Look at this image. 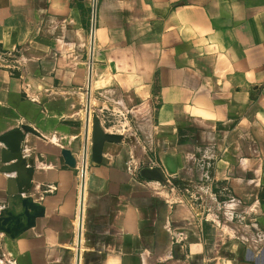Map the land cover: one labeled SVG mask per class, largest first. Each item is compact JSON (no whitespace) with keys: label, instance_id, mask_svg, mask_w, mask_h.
<instances>
[{"label":"crops","instance_id":"crops-1","mask_svg":"<svg viewBox=\"0 0 264 264\" xmlns=\"http://www.w3.org/2000/svg\"><path fill=\"white\" fill-rule=\"evenodd\" d=\"M0 50V136L37 132L45 209L0 233V264H264V0H0ZM89 80L90 116L123 139L105 165L88 151L80 219Z\"/></svg>","mask_w":264,"mask_h":264},{"label":"water","instance_id":"water-1","mask_svg":"<svg viewBox=\"0 0 264 264\" xmlns=\"http://www.w3.org/2000/svg\"><path fill=\"white\" fill-rule=\"evenodd\" d=\"M95 11V3H94ZM94 31V20L92 32ZM92 56V51H91ZM75 103L74 111L83 109L75 97L69 96L65 106ZM85 108V128L82 144V168H81V194H80V219L83 206V190L87 154L89 151L90 164L99 166L108 163L104 155L110 153L114 144H118L123 136L106 133L99 125L96 115L90 116V80L87 88ZM91 118L90 146L89 143V122ZM25 133L37 134L29 126H21L0 136L3 147L0 148V172L11 175L6 180V205L0 210V233L10 240H15L25 231L35 227L38 218L44 216L45 209L37 201L28 195L35 170L34 158L24 154L23 137ZM117 150H119L117 148ZM115 152H113L114 154ZM61 156L64 163L70 168H76L77 161L73 154L63 149ZM141 175L146 179L165 182L162 173L156 168H143ZM78 259V256H77ZM78 261V260H77ZM78 264V262H77Z\"/></svg>","mask_w":264,"mask_h":264},{"label":"built area","instance_id":"built-area-1","mask_svg":"<svg viewBox=\"0 0 264 264\" xmlns=\"http://www.w3.org/2000/svg\"><path fill=\"white\" fill-rule=\"evenodd\" d=\"M7 59H8V56L5 55L3 52H1L0 50V64H5L7 62ZM203 177L202 179L207 181V182H210L211 181V177L207 174V172H203Z\"/></svg>","mask_w":264,"mask_h":264},{"label":"rangeland","instance_id":"rangeland-1","mask_svg":"<svg viewBox=\"0 0 264 264\" xmlns=\"http://www.w3.org/2000/svg\"><path fill=\"white\" fill-rule=\"evenodd\" d=\"M194 199H195V201H200L201 200L200 191H198V190L196 191L195 190Z\"/></svg>","mask_w":264,"mask_h":264},{"label":"bare ground","instance_id":"bare-ground-1","mask_svg":"<svg viewBox=\"0 0 264 264\" xmlns=\"http://www.w3.org/2000/svg\"><path fill=\"white\" fill-rule=\"evenodd\" d=\"M83 212V211H82Z\"/></svg>","mask_w":264,"mask_h":264}]
</instances>
